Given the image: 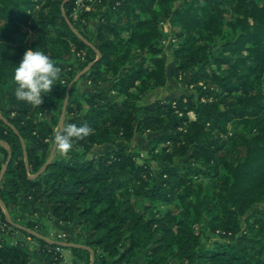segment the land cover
Listing matches in <instances>:
<instances>
[{"label":"trees","instance_id":"1","mask_svg":"<svg viewBox=\"0 0 264 264\" xmlns=\"http://www.w3.org/2000/svg\"><path fill=\"white\" fill-rule=\"evenodd\" d=\"M75 6L0 0V158L10 157L1 219L3 205L16 222L15 209L30 214L33 200L74 224V264L92 255L94 264H264V0H97L79 14ZM162 22L177 38L174 75L188 72L193 93L143 102L168 83ZM29 48L61 68L39 107L15 96ZM83 71L95 89L74 97V83L63 125L93 133L74 142L70 158L52 156L68 86ZM137 133L153 134L147 156L131 148ZM102 145L111 147L91 154ZM21 220L0 229V264L31 260L14 230L58 264L66 246Z\"/></svg>","mask_w":264,"mask_h":264},{"label":"rangeland","instance_id":"2","mask_svg":"<svg viewBox=\"0 0 264 264\" xmlns=\"http://www.w3.org/2000/svg\"><path fill=\"white\" fill-rule=\"evenodd\" d=\"M76 1H77V4L80 6V9H81V10H77L76 14H79L80 12L85 11V7L87 6L86 0H76ZM177 5L178 6L181 5V2H178ZM90 10H91V7H90ZM93 24H94L93 26H95L96 21H94ZM160 28L164 31V33H166V36L164 37L162 43L165 46V51H166L167 56H168L167 57L168 83H167V85L165 87H157V88L153 89L148 94V96L145 97L143 102H150V101L155 100L156 98H163L165 100H171L173 98H178V97L182 96L183 94H192L193 93V88L188 83L189 82V78H190V74L187 72V73L179 75V77H178V76H175L174 72H173V70H174V62H173V56H172L173 52L172 51H173V47L177 44V38L175 36H173V34L171 32L170 23L169 22H162ZM71 49H72L71 51H72L74 57L79 58L80 60H83L77 54V51L74 49V47H72ZM81 80H83V78H81V77L77 80L78 83L76 85V90L74 92V97L83 96V95L87 94L88 92H91V91H93L95 89V87L92 84H90L89 81H86V84H85L86 86H79V82ZM89 84L91 85V87L92 86L93 87H92V89L90 91L87 92V86L90 87ZM104 85H103V87H104ZM107 85H109V83H107ZM107 85H105V86H107ZM107 87H105V88H107ZM70 105H71V102L68 101L67 105H66V109ZM2 110L3 111L7 110V107H6L5 104H3V106L0 107V112ZM46 115H47L48 120H50L52 115H53L52 110H50L48 108V110L46 111ZM191 116H192V118H194V115L192 113H191ZM69 119H70V115H68L66 113V110H65L64 118H63V124L66 123ZM152 136H153V134L137 133L135 135V138L132 141V144H131L132 150L135 153H139L141 157L142 156H147L148 152L150 150V140L152 139ZM110 147H111L110 145L96 146V147L93 148L91 154L92 155L104 154V153H106L109 150ZM182 162H183V160H181V159L178 160V164L182 165L183 164ZM2 163H3V155L0 158V164L2 165L1 171H0V175H1V172H2L6 162L3 163V164ZM152 167L158 173L159 169H158V165H157V163L155 161L152 162ZM20 199H24V195L23 194H20ZM30 201H31V203H30L31 206H30L29 210H31L32 213L27 214V213L22 212V211L20 212V210L18 208H16L15 212L13 213V216H16V217L19 216L20 217L19 220L16 219V222H14L11 219L10 214L7 213V211H6V209H5L4 205H3V208H4L5 212H6V216H7L8 221L14 223V225H16V226L17 225L20 226L21 223L19 224L18 222H23L21 220V216H23L26 220H32V219L36 220L35 222L40 226L41 231L46 232L44 234H47V236H46L47 238H50V239H52V240H54L56 242L69 243V242L75 241L76 230H75V225L74 224L67 223L66 230H64L63 228L61 230L54 229L55 228L54 226L52 227L51 225L48 224V220L47 219H50V217H48L49 211L47 210L46 211L47 215H45V213H44V211H45L44 209H46L45 207L35 203L33 200H30ZM7 219H6V221L1 219V212H0V229L1 230L3 228L6 229L7 226H9V229L12 230L10 225L8 223H6ZM243 226H244V224H243ZM49 228H50V230H49ZM21 233L22 232H20V231H17V230L15 231L14 230L13 234H12L13 241H19V239H17V236H18V234L21 235ZM38 234H40V233H38ZM202 235H203L204 238H211V239H213V238L217 239L219 237L218 235L212 233L211 231H209L207 229H203L202 230ZM64 252H65V254L67 256H70L69 251H68V247H64ZM71 253H72V251H71ZM62 254H64V253H62ZM72 256H73V254H72ZM73 258H75V257L73 256ZM60 262H62V264H74V261L66 259L65 255H63V259Z\"/></svg>","mask_w":264,"mask_h":264},{"label":"clouds","instance_id":"3","mask_svg":"<svg viewBox=\"0 0 264 264\" xmlns=\"http://www.w3.org/2000/svg\"><path fill=\"white\" fill-rule=\"evenodd\" d=\"M60 73L61 68L48 55L29 48L15 69L16 98L33 107L41 106L44 103L43 94L52 92L53 86L60 80ZM92 133L93 129L87 124L77 126L67 123L54 130L55 151L65 159L70 158L74 142L84 140Z\"/></svg>","mask_w":264,"mask_h":264},{"label":"crops","instance_id":"4","mask_svg":"<svg viewBox=\"0 0 264 264\" xmlns=\"http://www.w3.org/2000/svg\"><path fill=\"white\" fill-rule=\"evenodd\" d=\"M97 24V23H96ZM95 24V26H96ZM86 78H83V80H81L79 82V86H86ZM88 83V82H87ZM90 85V84H89ZM107 85V84H105ZM104 87H107L105 86ZM93 87V86H92ZM91 85L90 87L87 86V92L90 91L92 89ZM44 213L45 215L46 214V209H44ZM48 220V224L51 225L52 227L54 226L55 228L54 229H58V230H61L62 228L64 230H66L67 228V223H63V222H60L59 220L57 219H47ZM50 230V228H49ZM17 239L23 241L24 245H25V249L31 254V260L29 262V264H51L50 262V259L48 258L47 254L45 253H41L40 251V248L38 247V244L36 242H34L31 237L29 236H25V234H22L17 236ZM59 243H66V242H59ZM69 243H73V242H69ZM62 250V253H64L63 255H65L66 259L68 260H71V261H74V258L72 256V253L68 247V251H69V254L70 256H67L64 252V248H61ZM80 263H82L79 259H77Z\"/></svg>","mask_w":264,"mask_h":264},{"label":"water","instance_id":"5","mask_svg":"<svg viewBox=\"0 0 264 264\" xmlns=\"http://www.w3.org/2000/svg\"><path fill=\"white\" fill-rule=\"evenodd\" d=\"M83 73H84V71L83 72H81L79 75H77L76 77H75V79L69 84V86H68V89H67V96H66V99H65V101H64V105H63V113H62V115H61V121H60V125L62 126L63 125V118H64V112H65V110H66V105H67V102H68V99H69V94H70V91H71V88H72V86L74 85V83L83 75ZM0 117H2L1 116V114H0ZM6 120V119H5ZM54 151H55V148H53V152H52V156L54 155ZM9 161H10V157H9V159L7 160V162H6V164H5V166H4V168H3V170H2V172H1V175H0V181L3 179V176H4V173H5V171H6V169H7V167H8V164H9ZM44 169V168H43ZM45 240H47V241H49V242H56V241H54V240H52V239H50V238H47V237H43ZM63 246H66V247H71V246H76L77 244H75V243H61ZM78 246V245H77ZM91 264H94V255H92V261H91Z\"/></svg>","mask_w":264,"mask_h":264},{"label":"built area","instance_id":"6","mask_svg":"<svg viewBox=\"0 0 264 264\" xmlns=\"http://www.w3.org/2000/svg\"><path fill=\"white\" fill-rule=\"evenodd\" d=\"M97 0H86V3H87V6L85 7V10H90V7L92 8L93 4L96 2ZM90 6V7H89ZM77 10H81L80 9V6L77 4V1H76V6H75V11ZM77 54L82 58L84 59L85 56H86V52L85 51H77ZM58 250L62 251L61 248H58ZM62 259H63V254H62ZM59 264H62V262H60Z\"/></svg>","mask_w":264,"mask_h":264}]
</instances>
